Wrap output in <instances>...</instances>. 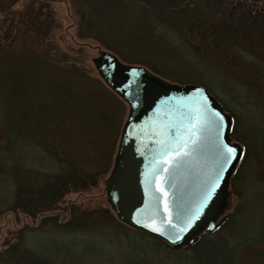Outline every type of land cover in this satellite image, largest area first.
<instances>
[{
    "label": "rangeland",
    "instance_id": "obj_1",
    "mask_svg": "<svg viewBox=\"0 0 264 264\" xmlns=\"http://www.w3.org/2000/svg\"><path fill=\"white\" fill-rule=\"evenodd\" d=\"M87 2L102 3L107 10L102 11L101 21H93L92 29L87 25ZM208 3L205 20L190 26L185 19L168 17L169 10L161 12L133 0L129 11L107 0H0V249L5 238H16V230L38 224L41 217L10 206L17 179H23L28 189L35 188L46 180L45 170L52 169L55 156L37 147L44 141L58 143L57 153L65 159L70 156L105 170L90 187L67 192L60 199L61 207L74 202L81 208L85 229L65 231L50 223L41 237L35 234L38 240L46 236L72 243L82 264H264V0ZM134 27L143 28L146 38H137ZM100 49L169 81L181 77L192 80L185 83L205 85L231 115L230 139L241 145V158L231 172L227 204L220 214L229 212V216L209 234L202 236V232L192 248L172 250L151 236L118 229L107 220L114 211L104 186L121 132L111 147L110 129L96 134L66 123L53 133L50 123L49 128H36L34 139L29 137L37 143L20 142V110L25 106L18 99L31 97L36 83L74 86L120 118L123 127L129 105L94 65ZM71 66L88 77L69 72ZM233 129L238 137L231 134ZM56 211L59 219H67L66 209ZM92 235L99 241L98 249L91 243ZM114 235L123 237H115L112 243ZM27 242L35 244L31 232Z\"/></svg>",
    "mask_w": 264,
    "mask_h": 264
},
{
    "label": "water",
    "instance_id": "obj_2",
    "mask_svg": "<svg viewBox=\"0 0 264 264\" xmlns=\"http://www.w3.org/2000/svg\"><path fill=\"white\" fill-rule=\"evenodd\" d=\"M93 62L129 105L104 186L118 218L175 248L217 229L241 158L231 115L203 84L169 81L106 49Z\"/></svg>",
    "mask_w": 264,
    "mask_h": 264
},
{
    "label": "trees",
    "instance_id": "obj_3",
    "mask_svg": "<svg viewBox=\"0 0 264 264\" xmlns=\"http://www.w3.org/2000/svg\"><path fill=\"white\" fill-rule=\"evenodd\" d=\"M107 1L115 7L122 8L124 11H129L131 9L129 0ZM136 1L141 2L142 4L151 5L153 8H157L161 12L169 10L168 17H172L178 21L179 18L185 19L184 23H190V26L200 19L205 20L207 14L205 9L207 7L209 8V6L211 7V4L208 3L210 0H133V3L136 4ZM87 3L88 5L85 9L87 11L86 14L88 15L87 25L92 29V25H94L93 21H101L100 18L103 15L102 11L107 10L102 3ZM134 28L133 32L137 38H146L143 28ZM115 50L119 53L117 49ZM119 55L124 56L121 52ZM67 70L76 75L79 73L80 75L87 76L84 72H81V70L74 66L69 67ZM175 81L185 83L191 82L192 80L176 77ZM36 84L38 85L33 89L34 93L31 97H26L27 100L18 99V103L20 102L22 106H25V110H20V118L22 122L19 126V128L21 127V129H19V137L21 138L19 139H21L20 142L24 140L23 145L24 142L25 144H28L29 142L37 143V141L29 140V137L33 138L36 128L40 129L43 125H46V128L51 127L50 131L55 133L60 131V129L67 123V125H71L72 127L77 125L86 130L90 129L96 132V134L98 132L103 134V130L110 129L112 135L108 142L112 145L109 146H115L122 128V120L120 118L114 116L113 113L105 111L97 104L93 97L87 93L80 92L81 90L79 89L76 90L72 85L50 84V86L44 87L41 86L40 83ZM46 88L48 89L46 90ZM7 122H10L11 125H9L13 126L12 124L14 122L10 120H7ZM50 123L52 126L49 125ZM15 134H17L16 131L14 132V135ZM231 134H235L234 129L231 130ZM236 136L238 137V135ZM55 143L56 142L52 143L44 141L37 143V147L44 148L49 153H52L51 156H55V158L52 157L54 160H51L50 162V167L52 169L47 168L45 170V177L47 178L43 181L44 183L38 184L35 188L31 186L28 189V186L25 185L23 179H21V181L17 179L16 194L10 207L13 208L20 206L29 215L35 216L38 213L41 217L38 224H25L16 230V238L11 239V237H7L3 240V247L0 249V264H82L83 262L79 257L80 253L73 251L74 247L72 243H67L65 240L56 237L53 238L46 236L43 237L42 240H38L35 234L41 237V231L45 230L46 225L50 223V225L65 231L85 229L81 208H78L74 202H70L65 207L62 206L69 212L66 220L58 218V212L56 209L62 208L60 199L63 198L65 193L90 187L94 179L99 177V172H103L105 169L89 167L86 163H79L70 156H67V159H65V156H59L57 152L60 149V145L56 143L57 147H55ZM55 161L59 163L57 164ZM40 162L41 164H44L42 159ZM53 167H56V169H53ZM19 168V166H16L15 170L18 171ZM36 171L39 172L40 169ZM40 172L42 173L43 171ZM111 210L114 211L113 208ZM108 216L107 220L110 223H114L118 229L122 228L126 231L130 230L142 235L146 234L154 238L158 243L165 244L167 248L172 250L177 249L156 236L154 237L153 235L127 225L118 218L115 211L114 213L108 214ZM230 217L232 220L235 218L234 211H232ZM29 232L32 233V238L35 242L34 246L27 242V235ZM207 234L209 233H202V236ZM115 237L122 238L123 236L114 235L113 239H111L112 243L114 242ZM90 239L94 248L98 249V239H96L94 235H92ZM195 242L185 245L186 247L184 249L196 246ZM78 249L76 251H78ZM120 254L123 256L124 252H121ZM87 263L93 264L90 262Z\"/></svg>",
    "mask_w": 264,
    "mask_h": 264
},
{
    "label": "snow or ice",
    "instance_id": "obj_4",
    "mask_svg": "<svg viewBox=\"0 0 264 264\" xmlns=\"http://www.w3.org/2000/svg\"><path fill=\"white\" fill-rule=\"evenodd\" d=\"M235 150L232 148H228V152H234Z\"/></svg>",
    "mask_w": 264,
    "mask_h": 264
}]
</instances>
